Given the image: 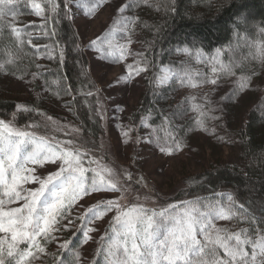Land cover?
I'll return each mask as SVG.
<instances>
[{"label":"trees","instance_id":"1","mask_svg":"<svg viewBox=\"0 0 264 264\" xmlns=\"http://www.w3.org/2000/svg\"><path fill=\"white\" fill-rule=\"evenodd\" d=\"M210 1L130 3L132 19L137 21L134 35L143 64L142 89L129 115L134 127L145 123L176 144L191 138V127L199 119L186 120L179 113L170 94L171 83L175 81L161 85L157 82L158 74L161 68H168L172 72L170 77L178 81L218 77L199 65L172 58L174 53H188L189 59L194 55L211 58L220 54L239 64L236 79L253 81L254 69L260 70L261 75L253 89L258 94L250 93L247 101L250 104L239 115H220L216 122L209 120L208 115L204 119L214 122L216 137L227 139L225 143L237 151L235 162L211 159L199 171L182 173L180 187L166 198L153 191L147 182L145 189H141L139 182L132 180V188L148 208L143 209L142 220L136 221L125 236L119 235V242L122 249L126 248L135 258L139 256L143 264H250L251 254L257 251L264 254V56L259 61L252 59L249 44L241 42L264 44V0ZM2 14L40 20L29 25L46 35L41 39L51 44V52L41 66L43 69L36 73L51 90L69 96L74 117L72 121L49 112L38 98L23 101L0 96V119L72 149V156H77L83 165L88 164L90 157L92 160L102 157L112 168V160L101 151L105 148L102 144L106 142V133L97 84L70 19L67 0H0ZM15 48L25 51L16 59V65L21 69L31 66L29 47L20 48L8 38L0 40V54L2 50L6 54L15 53ZM205 114L202 111L198 115ZM75 156L71 163L76 161ZM186 211L189 213L185 215ZM22 219L26 221L27 216ZM84 219V212L66 223L57 217V228L49 233L55 241H41L37 251L34 244L30 245L29 236L20 232L33 230V226L31 229L26 226V230L24 224L13 227L19 229V235L12 227L0 229V264H75V254L84 237ZM178 226L193 230L194 237L190 239L191 233L186 228L176 240L164 244L173 248L170 253L148 248L150 242L164 238V232L180 230ZM124 260L118 256L115 261L123 264ZM103 263L96 249L90 264Z\"/></svg>","mask_w":264,"mask_h":264},{"label":"rangeland","instance_id":"2","mask_svg":"<svg viewBox=\"0 0 264 264\" xmlns=\"http://www.w3.org/2000/svg\"><path fill=\"white\" fill-rule=\"evenodd\" d=\"M132 1L135 0H67L70 19L97 84L106 133V142L102 144L105 148L101 151L112 160V168L102 157L95 160L90 157L88 164L83 165L74 155L76 161L71 163L72 149L0 119V229L24 224L26 230V226L30 229L33 226V230L20 232L29 236L30 245L34 244L37 251L41 241H55L49 233L57 228V217L66 223L84 212V237L76 251L75 264H90L96 249L103 257V264H116L118 256L125 259L123 264H143L139 256L135 258L126 248L122 249L119 242V235L125 236L136 221L142 220L143 209L148 208L132 188V180L138 181L141 189L148 183L153 191L166 198L180 187L182 173L199 171L211 159L235 162L237 151L225 143L227 139L216 137L213 124L220 115H239L250 104L247 102L250 93L258 94L253 90L255 82L261 79L258 69L252 70L253 81L236 79L235 72L240 66L234 59L226 60L220 54L211 58L194 55L189 59L188 53H174L172 58L199 65L218 77L178 81L170 77L172 72L168 68H161L158 74L157 82L161 85L175 81L171 83L170 94L179 113L186 120L199 119L191 127V138L176 144L145 123L134 127L129 115L142 89L143 64L135 41L137 21L131 16ZM34 21L40 20L0 15V40L11 39L20 48L29 47L32 54V65L21 69L16 59L25 51L15 48V53L6 54L2 50L0 96L23 101L38 98L49 112L73 121L69 96L51 90L36 73L47 61L51 44L41 39L46 35L30 27ZM241 42L249 44L246 45L252 59L263 58V43ZM202 111L207 114L198 115ZM193 113L196 116L191 117ZM207 115L214 122L204 120ZM26 216L24 221L22 218ZM178 228L164 232V238L150 242L148 248L170 253L173 248L164 244L176 240L186 228L191 233L190 239L194 237L190 228ZM12 230L19 235L18 228ZM251 260L250 264H260L264 254L257 251L251 254Z\"/></svg>","mask_w":264,"mask_h":264}]
</instances>
